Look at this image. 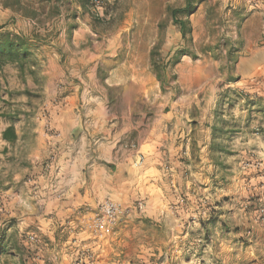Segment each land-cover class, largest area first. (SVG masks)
<instances>
[{
  "label": "rangeland",
  "instance_id": "1",
  "mask_svg": "<svg viewBox=\"0 0 264 264\" xmlns=\"http://www.w3.org/2000/svg\"><path fill=\"white\" fill-rule=\"evenodd\" d=\"M99 1L101 9L86 0H0V38L19 35L31 52L23 75L17 65L0 66V119L20 126L28 138L35 136L32 129L48 112L40 90L42 73L49 70L46 56L57 48L66 55L72 34H82L102 65L99 81L77 83L81 90L87 86L82 97L89 124L116 128L118 148L134 151L138 142L159 141L155 177L164 191V113L193 99L202 105L213 96V118L205 125L211 130L208 156L190 132L194 105L184 116L192 138L184 151L191 159L182 161L180 171L185 189L196 192L200 230L192 233L200 235L185 245L179 259L181 264H264V19L249 10L258 0L248 6L245 0H193L192 15L178 14L192 29L185 39L172 11L183 9L187 0ZM110 44L113 54L107 56ZM256 56L262 66L249 79L248 90L236 86L238 63ZM198 65L200 78L193 71ZM99 127L90 130L93 144L101 139ZM20 150L5 160L0 157V264H93L95 241L107 244L111 233L96 235L89 224L107 199L124 209L116 221L125 218L131 199L126 187L135 185L138 173L122 166L123 156L116 155L109 162L90 159L82 177L79 163L71 166V179L79 184L87 175L90 192L72 215L61 206L38 202L22 187L6 193V175L25 165ZM135 154L134 165L142 168L144 156ZM102 168L106 176H101ZM189 198L180 200L186 204ZM128 246L122 243L121 250L128 252Z\"/></svg>",
  "mask_w": 264,
  "mask_h": 264
},
{
  "label": "crops",
  "instance_id": "2",
  "mask_svg": "<svg viewBox=\"0 0 264 264\" xmlns=\"http://www.w3.org/2000/svg\"><path fill=\"white\" fill-rule=\"evenodd\" d=\"M250 1L245 0V6H248ZM249 10L260 13L263 20L264 0L256 1V7L251 6ZM261 32L264 33V23ZM71 46L72 50L65 53L66 55L64 51L60 54L57 48L46 56L49 70L42 73L40 90L47 99L44 106L48 112L44 114V118H40L42 121L36 128L32 129L35 136L28 138V133L22 132L24 130L20 126L10 125L7 118L0 119V157L5 160V157L8 158L12 152L17 153L21 147L20 152L24 153L25 159V165L20 168L19 173L6 175V193H13L12 189L19 186L33 195L38 202L61 206L60 208L74 215V210L81 208L90 192L87 175L84 181L81 178L79 184L71 179V166L77 168L79 163L82 177L84 171L88 174L86 167L90 159H93L94 163L95 160L109 162L114 155L123 156L122 166L138 173V177L134 186L126 187L131 199L126 203L125 218L115 222L107 244H104L102 239L95 241L94 244L97 245L92 249L95 252L93 264H181L179 258L180 254H183V248L187 243L195 242L196 237L200 235L192 233L199 232L200 221L196 219L195 214L198 210L196 192L193 189H185L180 166L184 164L183 160L191 159L189 151H184V146L185 142L194 139L195 134L198 136L196 143L208 156L211 130L205 125L208 117L213 118V96H206L202 105H197L193 99L190 105L172 106L164 113V163L167 164V169L164 170L163 191L157 184L158 178L155 177L159 174L157 169L161 159L159 141L150 138L138 142V148L134 151L125 149L124 146L118 148L119 136L115 133L116 128L108 129L106 123L97 124L98 126L92 122L89 124L88 108L82 97L83 91H87V86L81 90L77 83L99 81L102 77V65L96 54L89 53L82 41V34H72ZM106 50L109 51L106 55L112 56L113 45H108ZM259 59L256 56L238 63L241 77L236 86L248 90L249 79L255 77L262 66ZM201 68V65L193 68L197 78L201 76ZM25 81L30 82L28 78ZM79 98L80 101L77 102ZM191 105L195 107L192 113L194 116L190 120V132L194 133L192 138L183 123ZM12 127L14 132L4 137V133ZM97 127L100 128L97 133L101 134V139L98 138V142L94 141L93 144V141L89 140L90 130L95 133L93 129ZM128 130L130 131L131 127H128ZM13 134L16 139L12 138ZM14 147L16 149H13ZM106 149H109V152H105ZM138 152L144 156L142 168L134 165L137 160L135 153ZM106 174V170L102 168L101 176ZM73 189L75 197L71 194ZM182 195L190 196L192 201L186 204L181 202ZM137 199H143V202L135 203L134 200ZM122 243L129 245L128 252L121 250Z\"/></svg>",
  "mask_w": 264,
  "mask_h": 264
},
{
  "label": "trees",
  "instance_id": "3",
  "mask_svg": "<svg viewBox=\"0 0 264 264\" xmlns=\"http://www.w3.org/2000/svg\"><path fill=\"white\" fill-rule=\"evenodd\" d=\"M91 1L92 0H86ZM193 7V0H187V3L183 9H175L172 11V16L175 25L179 26L180 32L185 39L187 34L191 32L190 23L188 20H183L178 18V14L185 13L187 16L192 15L196 10ZM31 56L30 50L26 46L25 39L19 35H6L0 38V66L7 64L17 65L20 73L23 75L25 64L28 62ZM14 132L13 127L9 128L5 133L7 134ZM13 139H16V135L13 134ZM22 252V251H21Z\"/></svg>",
  "mask_w": 264,
  "mask_h": 264
},
{
  "label": "built area",
  "instance_id": "4",
  "mask_svg": "<svg viewBox=\"0 0 264 264\" xmlns=\"http://www.w3.org/2000/svg\"><path fill=\"white\" fill-rule=\"evenodd\" d=\"M93 6L101 9L99 0H92ZM124 212L123 207L112 200H105L100 206V212L95 215L90 222L89 227L96 235H108L111 233V225L116 221L117 217Z\"/></svg>",
  "mask_w": 264,
  "mask_h": 264
}]
</instances>
